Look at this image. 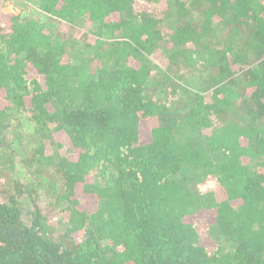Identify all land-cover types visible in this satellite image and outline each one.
Here are the masks:
<instances>
[{
  "label": "trees",
  "instance_id": "1",
  "mask_svg": "<svg viewBox=\"0 0 264 264\" xmlns=\"http://www.w3.org/2000/svg\"><path fill=\"white\" fill-rule=\"evenodd\" d=\"M0 264H264V0H0Z\"/></svg>",
  "mask_w": 264,
  "mask_h": 264
},
{
  "label": "rangeland",
  "instance_id": "2",
  "mask_svg": "<svg viewBox=\"0 0 264 264\" xmlns=\"http://www.w3.org/2000/svg\"><path fill=\"white\" fill-rule=\"evenodd\" d=\"M19 11H20V8L19 7L15 8L14 5H11V4L10 5H7L5 7V12H8V13H17ZM88 27H89V25H88L87 22L77 21V23H76V28L81 33L86 32V30L88 29ZM62 150H64V149H62ZM66 153L67 154H70V152H66ZM199 189L202 190V191H206V190H209L210 188L208 186H206V185H201V186H199ZM77 200L79 201L78 202V206H77L78 209H88V208H91L92 207V203L89 200H82L81 198H79ZM66 207H67V204L64 203V202H62L61 205H59V208L55 210L56 211V214H53L54 220H59V219H62V218H65L66 217L65 216L66 213H67L66 211L63 214H60V211L66 209ZM214 235H218V233H216ZM212 239H213V242L217 244L216 241H218V237L214 236V238H212Z\"/></svg>",
  "mask_w": 264,
  "mask_h": 264
}]
</instances>
